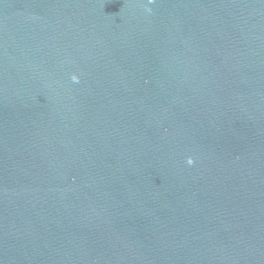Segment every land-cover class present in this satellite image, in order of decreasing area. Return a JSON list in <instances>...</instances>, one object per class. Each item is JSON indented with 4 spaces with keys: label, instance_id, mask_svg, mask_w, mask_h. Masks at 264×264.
Here are the masks:
<instances>
[{
    "label": "water",
    "instance_id": "1",
    "mask_svg": "<svg viewBox=\"0 0 264 264\" xmlns=\"http://www.w3.org/2000/svg\"><path fill=\"white\" fill-rule=\"evenodd\" d=\"M0 264H264V0H0Z\"/></svg>",
    "mask_w": 264,
    "mask_h": 264
}]
</instances>
